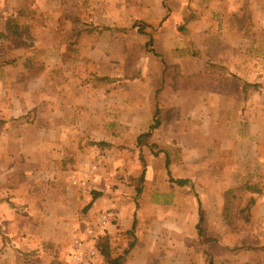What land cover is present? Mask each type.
Masks as SVG:
<instances>
[{
	"label": "crops",
	"instance_id": "crops-1",
	"mask_svg": "<svg viewBox=\"0 0 264 264\" xmlns=\"http://www.w3.org/2000/svg\"><path fill=\"white\" fill-rule=\"evenodd\" d=\"M59 1L34 0L35 13L28 0H0V264H17L18 256H42L43 246L54 243L59 249L74 235L79 189L69 185V170L85 161L78 158L83 153L77 143L84 129L103 130L101 141L113 149L130 147L122 148L121 161L103 172V187L85 196L82 204L84 211L98 195L86 214L111 210L124 232L135 218V246L123 264H178L174 241L181 234L139 231L149 220L164 225L173 219L178 188L198 189L194 192L200 193L201 209L212 198V208L219 212L225 208L224 193L242 187L248 199L254 197L253 218L257 210L264 215V37L257 38L264 34V0H217V5L208 0L210 8L189 25L191 33L202 25L201 44L192 35H175L177 44L162 35L159 45L150 37L151 58L160 61L140 68L131 98L127 47L120 59L125 67L117 74V53L111 49L117 40L128 42L124 0L92 5L117 21L115 40L106 32L96 38L99 31L84 24V31L76 28L70 14L50 8ZM8 19H18L16 35L8 34ZM167 25L159 28V35ZM79 31L93 40L92 48H83L84 57V45L76 39ZM98 52L104 56L99 58ZM79 58L107 67L96 74L107 78L103 85L81 83L74 72ZM155 119L159 126L148 140L155 147H138V136ZM108 129L119 130L120 137ZM133 147L137 152L132 153ZM143 169L144 181L138 184ZM116 178L121 180L116 183ZM170 178L188 183L178 186ZM112 180L116 188L107 185ZM121 191L129 197L119 195Z\"/></svg>",
	"mask_w": 264,
	"mask_h": 264
},
{
	"label": "rangeland",
	"instance_id": "rangeland-1",
	"mask_svg": "<svg viewBox=\"0 0 264 264\" xmlns=\"http://www.w3.org/2000/svg\"><path fill=\"white\" fill-rule=\"evenodd\" d=\"M113 1L60 0L57 4H50V8H61L66 14H70V17L76 19V22H72L76 28H82L81 25L84 24L91 27V30L97 29L99 33L96 38L99 39L103 32H106L108 37H114L119 33L117 32L118 28L116 27L117 21H111L109 17L103 15V11H101L100 7H97L96 9L92 7V5L96 3L97 6L103 5L102 7H104L106 2ZM28 2L30 4L28 8L32 7L31 10H34L35 13L37 10L38 13V7L34 6V0H28ZM123 3L129 13L127 19L128 23L126 24L128 27L123 33L124 36L127 35L128 42L125 45L124 40H117L116 44L114 43L113 48L111 49L113 54L115 52L117 53L118 60L116 65L113 66L114 73L117 74L121 72L122 67H125L124 61L122 62L120 59L122 58V60H124L125 47H127L126 68L129 75L128 89L131 98L132 96H135V93L133 92L137 90L136 85H134V83H136L134 82V79L136 78L137 73L141 72L143 65L150 64L151 68L154 64H157L160 61L159 58H151L152 54L145 46V43L148 42L151 37L153 39V44H162L164 41L160 39V37L165 35L168 37L170 36L174 43L177 44L178 41L175 38V35L183 36V34L186 36L192 35L193 37L190 38H193L194 42L196 41L200 44L203 43L204 40L202 38L205 33H201L202 29H199L202 25L198 26L196 32L192 33L190 32L189 25H193L200 21L204 11H207V9L210 8V2H208V0H124ZM212 3L217 5L218 1L212 0ZM158 12H160V15ZM170 13L171 16L169 15ZM153 14H158L159 17L155 18L153 16V18H150L149 16ZM164 15L166 17H164ZM141 18H145V20H141ZM82 19L85 20V23L82 22ZM151 19L154 21H151ZM102 22V25L98 24ZM104 22L108 25L105 26ZM140 22L144 23V26H146L143 30V34L139 33L135 27H132L134 23L138 24ZM149 22L152 23L148 25ZM96 23L98 25L94 28L93 24ZM164 24H168L167 28L159 35L158 30ZM169 25L171 26L169 27ZM106 27L110 29L107 30L105 29ZM162 27L160 29H162ZM80 30L84 31L85 29L82 28ZM80 32L81 31L77 33L76 37L78 36V38L76 39H81V42L84 45L80 50L82 52L80 54L82 57L86 53H84L83 48L85 47V50L92 48L93 40L86 39L87 36H85V33L81 34ZM263 37L264 34L262 33L258 34L257 38L260 40ZM115 39L116 37H114V40ZM89 42L91 43V46ZM198 45H196L197 48ZM200 50L201 49L197 51ZM176 51L177 50L174 52ZM196 53L198 52H195V54ZM189 55L188 52V56ZM212 55H216L214 50H212ZM103 56L104 53L98 52L99 58ZM151 60L153 61L151 62ZM79 61L81 65H79L74 72L81 78V83L96 85V82L99 81L95 80L94 74L105 73L107 67L104 69L103 65L94 62L91 64V61L88 58H79ZM148 61H150V63ZM104 83L105 80L102 81V85ZM115 88L116 87H114V89ZM105 131L114 136L120 137L121 135L119 130L116 129H108ZM102 133L103 130L101 131L98 129H91L90 131L84 129L79 133L80 138L77 143L80 144L79 148L82 150L81 153H83V155L81 157L79 155L78 158H81L80 160H94L100 171L97 176L98 180L95 178L93 182L89 183L86 187L77 190L75 193V198L78 197V203L77 207L73 208V211L77 213L76 215H78L79 220L74 235L83 234L89 224L102 213L101 211L97 213L96 216L90 217L88 214L83 213L84 211L82 209L84 205L82 204L86 202L83 201V198H85V196L88 197L93 192H97L95 190H99L100 185L103 187V172L111 165L114 169L115 165L121 161L122 148H130L121 145H118L114 149L111 148L114 146H110V144L108 145V143L101 141L104 138ZM132 151V153L137 152L136 147H133ZM63 177L64 175L60 178L62 179ZM115 180H117V182H115L118 183L121 178H116ZM116 183L112 180V182L107 185H113L114 188H116L118 186ZM122 184L124 186H129L126 185L127 182H123ZM194 190L198 191V189H177V206L174 210V217L170 222L166 220L164 225H153L152 220H149L144 225H141L139 231L142 232L143 235L151 231L154 232V234H158L161 230L165 233L172 232L181 234V236L174 241V244L177 245L174 246L179 250V258L177 257L178 264H209L210 260L212 264H264V215H260V212L257 210L256 218H253L252 205L254 204V197L251 196V199H248L249 194H247L242 187L238 191H233L234 189H232L230 192L224 194V200L226 202L225 208L222 211L219 210V212L212 208V198H209L208 201L206 199L207 202L202 210L204 217V221L201 224L203 235L199 236L196 229V225L199 222L196 197H200V193L195 194ZM118 194L124 197H129L128 191L123 193L121 191ZM189 200H191V202H189ZM135 201L136 200L134 199V204ZM115 202L119 203L120 200L118 199ZM134 204L133 207H135ZM110 211L105 212L110 218L107 225L108 229L106 230L107 232L112 231L114 233L113 235H109L111 252L113 256H118L125 249L130 238L125 235L124 231H122V228L124 227L120 226V222L114 219L115 217ZM222 216L223 220H221ZM113 219L115 221H113ZM137 230L138 226L136 232ZM74 235L71 236V239L68 238V240H65L66 242H64L59 249L56 248L54 243H48L43 246L44 252L42 256L36 253L31 255L32 257L18 256L17 264H73L68 254V243H71ZM122 237H126L125 241H122ZM33 250L38 252L36 249ZM158 250L161 251L160 248Z\"/></svg>",
	"mask_w": 264,
	"mask_h": 264
},
{
	"label": "trees",
	"instance_id": "trees-1",
	"mask_svg": "<svg viewBox=\"0 0 264 264\" xmlns=\"http://www.w3.org/2000/svg\"><path fill=\"white\" fill-rule=\"evenodd\" d=\"M17 20L18 19H8V21L6 22V28H7L8 34L16 35V33H18L17 30L15 29V27L18 26ZM144 25H145L144 23L140 22L138 24L137 23L134 24V27L137 28L139 33L143 34V30L146 27ZM146 47L150 52H152V49H151L152 40L151 39L149 40V42L146 43ZM94 75H95L94 76L95 80L99 81V82L107 79L106 77H99L96 74H94ZM99 82H96V85H94V87H99V85H100ZM157 116H158V112H156V114H155L156 118H157ZM158 126H159V121H158V119H155L154 123L149 127L148 131L146 133L138 136L137 146L139 147V146L144 145L150 149H153L155 146L153 144L148 143V140L151 137V132L154 129H156ZM142 166L144 167L143 161H142ZM168 167H169V163H168V161H166V168L168 169ZM144 174H145V170L143 169L141 171L140 176L137 179V181L139 182L138 184H141L144 181ZM168 175L170 176L169 173H168ZM170 181L175 182L178 186H184L188 183V180H175L174 181L172 178H170ZM230 191L231 190H229L228 192H230ZM228 192H225V193H228ZM140 193H141L140 188H136V195H139ZM97 197H98V195L92 196L91 201L84 208V213H86L91 208L93 201ZM198 220H199V222L196 225V229H197V234L199 236H201V235H203V229H202L201 224L204 221V217L202 214V209H201L199 201H198ZM113 221H115V220L113 219ZM136 225H137L136 220L134 218L131 229L124 232L125 235L130 238V240H128L125 249L118 256L112 255L111 246H110V236H109L107 230H105L101 236H98L97 238H95L93 245H94V248L96 249V251L98 253V257L95 260H92L90 264H99L97 262H98V259H100V258L102 259L104 264H123L122 261L128 255V253L132 250V248L135 246ZM209 264H212L211 260L209 261Z\"/></svg>",
	"mask_w": 264,
	"mask_h": 264
},
{
	"label": "built area",
	"instance_id": "built-area-1",
	"mask_svg": "<svg viewBox=\"0 0 264 264\" xmlns=\"http://www.w3.org/2000/svg\"><path fill=\"white\" fill-rule=\"evenodd\" d=\"M98 170V165L94 160L82 161L78 166L69 170V185L77 189L86 187L95 178ZM108 221V215L102 213L89 224L83 234L72 237L68 254L73 264H90L98 257L93 244L95 238L101 236L107 229Z\"/></svg>",
	"mask_w": 264,
	"mask_h": 264
}]
</instances>
